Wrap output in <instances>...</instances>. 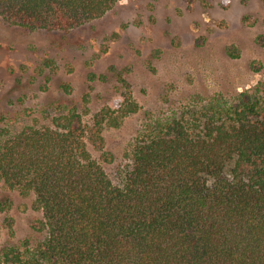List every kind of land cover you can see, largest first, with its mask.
I'll return each mask as SVG.
<instances>
[{
    "label": "trees",
    "instance_id": "1",
    "mask_svg": "<svg viewBox=\"0 0 264 264\" xmlns=\"http://www.w3.org/2000/svg\"><path fill=\"white\" fill-rule=\"evenodd\" d=\"M121 0H0L30 29L69 30ZM88 130L78 111L19 132L0 128V178L35 192L41 236L0 264H264V104L249 90L153 124L120 184L95 157L105 125L140 109L132 84ZM116 106V107H115ZM1 234V225H0Z\"/></svg>",
    "mask_w": 264,
    "mask_h": 264
},
{
    "label": "rangeland",
    "instance_id": "2",
    "mask_svg": "<svg viewBox=\"0 0 264 264\" xmlns=\"http://www.w3.org/2000/svg\"><path fill=\"white\" fill-rule=\"evenodd\" d=\"M124 78L139 111L105 125L103 145L89 141L117 184L155 122L234 102L244 90L264 104V0H121L69 30L30 29L0 14V128L19 132L78 111L90 130L125 92ZM43 216L35 192L0 178V255L41 236Z\"/></svg>",
    "mask_w": 264,
    "mask_h": 264
}]
</instances>
